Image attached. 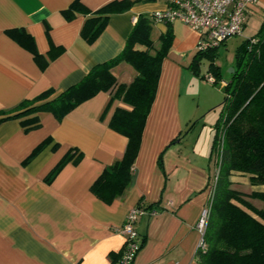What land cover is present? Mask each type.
Wrapping results in <instances>:
<instances>
[{
	"label": "crops",
	"instance_id": "1",
	"mask_svg": "<svg viewBox=\"0 0 264 264\" xmlns=\"http://www.w3.org/2000/svg\"><path fill=\"white\" fill-rule=\"evenodd\" d=\"M72 1L0 0V112L45 89L58 93L80 81L93 65L121 51L140 13L151 14L164 6L163 0H144L111 14L89 44L80 36L85 16L66 20L61 13ZM80 1L95 10L111 0ZM254 14L264 16V0L249 7L246 19ZM168 27L173 40L161 64L130 183L111 201L90 190L104 167L122 156L127 143L126 136L107 124L113 108L122 105L120 100H114L101 118L110 91L98 92L60 120L42 113L40 126L27 131L18 118L0 122V264H108L118 258L124 244L118 228L138 204L155 212L140 215L135 223L142 245L134 264H199L194 254L201 236L195 223L209 198L214 133L207 151L199 152L189 138L193 117L182 96L183 85L193 75L188 65L198 32L180 21L154 22L151 35L154 32L157 38ZM10 28L28 32L43 55L51 44L63 51L41 69L32 54L7 35ZM112 72L118 83L125 84L135 75L124 61ZM47 137L49 143L23 163ZM70 148L81 152L79 161L68 162L51 182L45 181ZM249 176L233 171L232 186L245 193L264 192V185H252ZM247 200L264 209V200Z\"/></svg>",
	"mask_w": 264,
	"mask_h": 264
},
{
	"label": "trees",
	"instance_id": "2",
	"mask_svg": "<svg viewBox=\"0 0 264 264\" xmlns=\"http://www.w3.org/2000/svg\"><path fill=\"white\" fill-rule=\"evenodd\" d=\"M141 1L144 0H111L92 10L80 0H73L61 13L66 20H72L77 14L85 16L80 36L91 44L103 31L111 14L125 12ZM153 23L151 14L140 13L121 51L93 65L80 81L58 93L52 88L45 89L0 112V122L18 118L27 131L40 126L42 113L50 112L60 120L98 92L110 91L101 118L114 100H120L122 105L113 108L107 124L112 130L126 136L127 143L122 156L104 167L90 186L93 194L107 202L121 195L130 183L131 167L138 154L145 121L155 98L161 64L173 40L170 27L154 40L151 37ZM45 31L48 35V27ZM5 32L32 54L41 69L63 51L62 47L51 44L47 54L43 55L37 50L33 37L23 28H10ZM136 45L143 48H137ZM239 48L243 50L237 51V67L230 80L224 81L222 85L226 95L214 124L211 144L213 164L221 135L223 142L221 154L216 160L218 175L203 234L205 248L198 247L194 254L199 264H264V209L255 207L247 200V197L264 200V192H242L232 186L230 179L231 173L238 171L248 173L252 185H264V16L256 33L244 40ZM211 50H195L188 67L198 73L199 58L208 55ZM122 61L130 64L135 71L128 84L118 83L112 72V68ZM212 65L210 62L207 71H211ZM215 74L218 76L217 70ZM49 141V137L41 141L23 163L30 161ZM80 158L81 152L70 148L44 180L51 182L65 164L70 161L75 163ZM146 208L152 209L150 206Z\"/></svg>",
	"mask_w": 264,
	"mask_h": 264
},
{
	"label": "built area",
	"instance_id": "3",
	"mask_svg": "<svg viewBox=\"0 0 264 264\" xmlns=\"http://www.w3.org/2000/svg\"><path fill=\"white\" fill-rule=\"evenodd\" d=\"M164 6L151 13L154 22L170 23L180 21L190 29L198 32L196 51H206L217 48L227 37L239 35L246 21L249 7L256 0H163ZM208 72V71H207ZM207 81L213 83L212 74H204ZM224 83V82H223ZM223 135L220 136L214 153V171L208 182L209 198L201 208L195 228L200 233L197 248L204 249L203 234L210 212L211 197L218 175V160L222 148ZM154 209H148L142 204L130 208L123 224L118 231L124 235L123 247L117 259L108 264H134L135 257L142 245L135 223L144 213L154 214Z\"/></svg>",
	"mask_w": 264,
	"mask_h": 264
},
{
	"label": "rangeland",
	"instance_id": "4",
	"mask_svg": "<svg viewBox=\"0 0 264 264\" xmlns=\"http://www.w3.org/2000/svg\"><path fill=\"white\" fill-rule=\"evenodd\" d=\"M262 17L254 14L250 19H246L242 32L239 35L227 37L215 50H211L208 55L199 58L198 73L192 71L191 79L183 85L182 96L185 98V109L192 114L189 128V138L199 152L207 151V142L211 140L214 133V124L219 116L221 103L225 97L222 87L223 82L230 80L231 69L237 67L236 54L240 44L252 37L259 29ZM151 37L156 40L154 32ZM212 62L211 71L207 72L209 63ZM218 72V76L215 74ZM212 74L216 82L211 83L203 77V74ZM190 127V126H189ZM193 129V131H192ZM243 189V186H238Z\"/></svg>",
	"mask_w": 264,
	"mask_h": 264
},
{
	"label": "water",
	"instance_id": "5",
	"mask_svg": "<svg viewBox=\"0 0 264 264\" xmlns=\"http://www.w3.org/2000/svg\"><path fill=\"white\" fill-rule=\"evenodd\" d=\"M234 70L233 69H231V72H233Z\"/></svg>",
	"mask_w": 264,
	"mask_h": 264
}]
</instances>
